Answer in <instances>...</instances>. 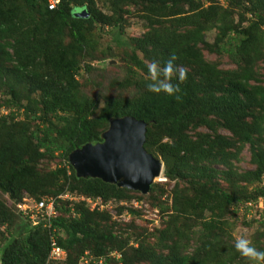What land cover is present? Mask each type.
I'll return each instance as SVG.
<instances>
[{
  "label": "trees",
  "instance_id": "obj_1",
  "mask_svg": "<svg viewBox=\"0 0 264 264\" xmlns=\"http://www.w3.org/2000/svg\"><path fill=\"white\" fill-rule=\"evenodd\" d=\"M80 9L87 18L73 16ZM129 18L143 30L123 38ZM104 35L111 42L100 47ZM117 57L125 63L113 80L118 87L87 94L89 76L102 69L90 62ZM172 57L171 77L158 73L155 83L178 91H148V65L163 69ZM1 97L4 106L22 109L23 120H13L14 112L0 116V191L14 212L0 202V264H45L49 230L16 222L15 204L26 196H56L68 186L102 201L144 200L96 178H76L67 164L70 152L101 142L109 121L122 117L146 124L143 148L173 183L158 253L98 231L96 222L114 212L91 213L80 202L70 218L60 202L51 228L65 259L53 264H77L84 251L115 264H264L241 256L231 234L239 210L244 217L260 201L249 246L264 251V0H58L51 10L47 0H0ZM244 149L249 169L237 166ZM112 251L118 263L106 256Z\"/></svg>",
  "mask_w": 264,
  "mask_h": 264
},
{
  "label": "rangeland",
  "instance_id": "obj_2",
  "mask_svg": "<svg viewBox=\"0 0 264 264\" xmlns=\"http://www.w3.org/2000/svg\"><path fill=\"white\" fill-rule=\"evenodd\" d=\"M140 21L129 18L127 19V25L124 28L123 32V38L124 37H136L139 36L142 33V26L139 23ZM213 34L210 33L207 35V41H212ZM110 37L108 35H104V37L100 40V47L107 45V43L111 42ZM209 59L214 60L215 57H209ZM121 58H115L111 59V61H102L97 62L95 60L91 61L90 64L94 66L95 68H102L98 72L92 73L90 77V80L93 82L92 90L89 89L86 91L88 94H97L96 89H102L105 87H109L110 89H114L118 87V82L114 81L115 76L120 75V72L124 71L125 63L123 64ZM225 58H222L220 60V67L225 68L228 66ZM110 64H112V67H110ZM98 84H101L98 87ZM95 90L93 88L95 87ZM105 94V93H104ZM1 103L4 101V99L1 97ZM26 100H22V104H25ZM100 101V105H101ZM15 110V111H14ZM14 112L13 120L16 121H22V109H15L4 106V103L0 105V116H8L9 113ZM222 134V131H220ZM241 160L238 162L237 166L241 169H249L251 166L248 165V151L244 149L241 153ZM58 165H60L59 159L56 160ZM44 163V161H43ZM53 165V164H52ZM52 165L49 167L51 168ZM40 169L43 168L42 163L39 165ZM54 167V165H53ZM69 172V171H68ZM160 177V178H159ZM158 178L154 179L152 184H156L158 188H156L155 193L151 194L150 189L149 191L143 195L144 200L142 201V204L139 205L138 210L136 211L138 215H129L128 217H124L123 219H118V223L114 224L113 221L107 218L106 220L100 219L96 223L98 224L97 230L100 232H104L105 230H108L111 235L118 237L119 239H124L128 242L127 248H137L139 245L145 244L149 248H155L153 249L154 252L158 253V248L155 246V243L157 242L158 238V231L164 228L165 222H166V211H168V206H170V200H171V194L170 191L172 189V182L166 181L162 177V174H160ZM161 180V181H159ZM151 184V185H152ZM185 185L179 183L178 188L184 189ZM161 188V192L159 190ZM67 191H69V188L67 186ZM152 195L155 196L154 200H151L148 198V196ZM35 198V197H32ZM132 200V199H130ZM0 202H2L6 208H8L10 211L13 212L12 207V200L9 199L8 194L5 192L0 191ZM155 202V203H154ZM156 209L158 212V218L154 216L153 210ZM261 209V202L259 201L257 205L251 206L247 209V212L245 216L243 217V208L239 210V213L236 216V221L234 222V227L231 232L233 239L236 241L237 239L243 238L247 240L248 242L252 240L253 236L255 235V232L257 230V224L253 222L258 218V211ZM14 213V212H13ZM170 213V212H168ZM26 222L28 221L26 219H23L19 216V218L16 219V222ZM5 229V228H4ZM6 232V231H5ZM3 244V242H2ZM108 264H115L109 262ZM135 264H145L144 262H136Z\"/></svg>",
  "mask_w": 264,
  "mask_h": 264
},
{
  "label": "water",
  "instance_id": "obj_3",
  "mask_svg": "<svg viewBox=\"0 0 264 264\" xmlns=\"http://www.w3.org/2000/svg\"><path fill=\"white\" fill-rule=\"evenodd\" d=\"M73 16L87 18L88 14L81 9ZM145 127V123L130 117L110 120L101 142L85 144L68 154L75 177L96 178L145 195L163 167L143 148Z\"/></svg>",
  "mask_w": 264,
  "mask_h": 264
},
{
  "label": "built area",
  "instance_id": "obj_4",
  "mask_svg": "<svg viewBox=\"0 0 264 264\" xmlns=\"http://www.w3.org/2000/svg\"><path fill=\"white\" fill-rule=\"evenodd\" d=\"M58 3V0H47V8L49 10L53 9L55 5ZM68 164V163H67ZM68 174V173H67ZM62 203H66L68 207V217L74 218L76 217V213L74 211L73 205L78 204L80 202L83 203V207L88 212H96V213H111V221L114 224L118 223V219H123L124 217H128L129 214L127 209L137 211L139 205L142 204L141 200H114L109 199L106 201H102L100 198H90L85 197L81 194H77L76 192L71 191H63L55 197L52 196H42L39 199L32 197H25L15 204V208L20 214L21 217H24L32 222V225L41 223L42 227L49 230L48 237V249L45 264H53L56 262H61L65 259V251L57 245V236L55 229L51 228V221L56 217L55 205H58V201ZM250 206L249 204H247ZM251 207V206H250ZM123 208V210H121ZM118 211V213H116ZM154 216L158 218V212L156 209L153 210ZM111 260L117 261L119 255L116 252H109L106 255ZM96 260V261H95ZM92 259V255L87 251H84L82 255L78 258L77 264H108L109 262L105 261L103 258ZM118 263V261H117Z\"/></svg>",
  "mask_w": 264,
  "mask_h": 264
},
{
  "label": "clouds",
  "instance_id": "obj_5",
  "mask_svg": "<svg viewBox=\"0 0 264 264\" xmlns=\"http://www.w3.org/2000/svg\"><path fill=\"white\" fill-rule=\"evenodd\" d=\"M76 11H74V12H76ZM174 59H175L174 57L170 58L164 64L163 69H158V65H157L156 62H151L148 65V74H149L150 80L152 81V83H149L147 85L148 91L153 92V93H159V92L163 91V92H165L168 95H173L175 92L178 91V88L176 86L172 85L171 83H167V84H164L162 86H160L157 83H155L157 81L158 73L162 74L165 79H169L171 77L172 73L174 72L173 63H172V60H174ZM178 78L180 80L184 79V71H183V69L179 70ZM67 163H68V161H67ZM162 169H163V167H162ZM160 174H162V171H161ZM159 181H161V180H159ZM52 197H55V196H52ZM57 201H58V205H59V203L61 201H59V200H57ZM26 220L28 221V223H30V225H32L31 221H29L28 219H26ZM0 233H2L0 235V249H1L3 247V245H4V238H6V233H5L4 227L0 228ZM2 242H3V244H2ZM234 247L241 254V256H243V257H247L250 260L254 259L256 261H264V251H257L254 247H250L249 246V242L247 240L243 239V238L237 239L235 241ZM45 261H46V259H45Z\"/></svg>",
  "mask_w": 264,
  "mask_h": 264
}]
</instances>
